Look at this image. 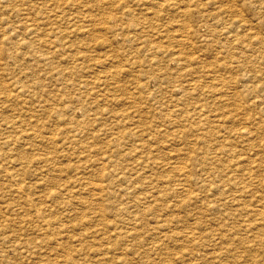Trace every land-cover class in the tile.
<instances>
[{
	"label": "rangeland",
	"instance_id": "obj_1",
	"mask_svg": "<svg viewBox=\"0 0 264 264\" xmlns=\"http://www.w3.org/2000/svg\"><path fill=\"white\" fill-rule=\"evenodd\" d=\"M28 1L0 0V264H264V0Z\"/></svg>",
	"mask_w": 264,
	"mask_h": 264
},
{
	"label": "bare ground",
	"instance_id": "obj_2",
	"mask_svg": "<svg viewBox=\"0 0 264 264\" xmlns=\"http://www.w3.org/2000/svg\"><path fill=\"white\" fill-rule=\"evenodd\" d=\"M64 1H65V0H64ZM28 2H30V0H29ZM28 2H27V3H28ZM69 2H70V1H69ZM24 3H25V2H24ZM32 3H33V2H32ZM63 3H64V2H63ZM66 3H67V2H66ZM34 4H35V3H34ZM69 4H71V3H69ZM67 5H68V4H67ZM67 5H66V6H67ZM21 6H22V5H21ZM28 6H29V5H26V7H28ZM58 7H59V6H58ZM29 8H30V7H29ZM29 8H28V9H29ZM71 8H72V7H71ZM21 9H22V8H21ZM51 9H52V8H51ZM57 9H58V8H57ZM26 10H27V9H26ZM26 10H25V11H26ZM52 10H53V9H52ZM29 11H30V10H29ZM18 12H19V11H18ZM76 13H78V11H77ZM24 14H27V13H24ZM63 14H64V13H63ZM17 15H18V14H17ZM21 15H22V17L25 16V15H23V14H21ZM21 15H19V16H21ZM47 15H48V14H47ZM51 15H52V14H51ZM57 15H59V12H58ZM60 15H61V14H60ZM64 15H65V14H64ZM71 16H72V15H71ZM42 17H45V16H42ZM47 17H48V16H47ZM61 17H63V16L61 15V16H60V19H61ZM17 18H18V16H17ZM23 18H24V17H23ZM45 18H46V17H45ZM45 18H44V19H45ZM51 18H52V17L50 16V19H51ZM54 18H55V17H54ZM54 18H52L53 22H52V20H51V22L53 23V24H52L53 26H54L55 23H59L57 20L55 21V19H56L57 17H56L55 19H54ZM65 18H67V17H65ZM65 18H64V19H65ZM18 19H20V18H18ZM18 19H17V21H18ZM21 19H22V18H21ZM28 19H29V18H28ZM48 19H49V18H48ZM58 19H59V18H58ZM67 19H68V18H67ZM69 19H71V18H69ZM80 19H81V18H80ZM38 20H39V19H38ZM45 20H46V19H45ZM71 20H72V19H71ZM78 20H79V19H78ZM81 20H82V19H81ZM25 21H26V19L24 20V23H25ZM28 21H30V22H28ZM34 21H35V18H34ZM34 21L31 20V19H29V20L26 21V23H29V24L31 23L30 25H32V28L30 27V28H31L30 30H32V29L34 30V26H33V25H34V24H33ZM36 21H37V19H36ZM39 21H40V20H39ZM43 21H44V20H43ZM46 21H48V20H46ZM61 21H63V19H62ZM22 22H23V21H22ZM75 22H76V21H75ZM18 23H19V22H18ZM24 23H23V24H24ZM26 23H25V24H26ZM36 23H37V22H36ZM43 23L45 24L46 22H43ZM43 23H42V20H41V24H43ZM64 23H65V22H64ZM25 24H24V25H25ZM39 24H40V23H39ZM21 25H22V24H21ZM21 25H20V26H21ZM24 25H23V28H24ZM55 25H56V24H55ZM26 26H27V25H26ZM25 29H28V27H27V28L25 27ZM28 30H29V29H28ZM34 31H37V30L35 29ZM34 31H32V32L34 33ZM30 32H31V31H30ZM53 39H54V38H53ZM187 39H188V37H187V33H186V34H182V35H180V41H181V42H184V41L186 42ZM47 42H48V41H47ZM53 42H54V41H53ZM55 43H56V42H55ZM47 44H48V43H47ZM49 44H50V43H49ZM54 45H55V44H54ZM54 45H53V46H54ZM148 46H150L151 49H150V48H149V50H148V49H145V51H147V52H148V51H151L149 54H151V53H152V54L155 53V49H154V47H152V45H146V48H147ZM56 47H57V46H56ZM59 47H60V46H59ZM49 49H50V48H49ZM53 50H54V48H53ZM53 50H52V51H53ZM47 52H51V50H49V51L47 50ZM147 52H146V53H147ZM49 56L51 57V55H49ZM100 64H101V63H100ZM109 72H110V71H109ZM104 75H107V74L105 73ZM110 75H111V74H110ZM107 76H108V75H107ZM190 81L193 82V79H191ZM196 81H197V80H196ZM196 81H194V83H195L194 86H197V82H196ZM198 84H199V82H198ZM86 85L88 86V84H86ZM86 85L83 84V85L79 86V90H80V89H82V90H80V91H84V90H86V89H87V86H86ZM89 85H90V84H89ZM101 85H102V83H100V86H101ZM203 86H204V85H203ZM203 86H202V87H203ZM101 87L104 88V89H106V85H102ZM200 88H201V87H200ZM174 89L176 90V88H174ZM197 89H198V86L196 87V90H197ZM176 91H177V90H176ZM198 91H199V90H198ZM201 91H202V90H201ZM103 93H105V92H103ZM93 94H97V96H96V97H97L96 100H98V101H100V102L113 101V100H109L110 98L107 99L106 96L101 95V91H99V92H97V93H93ZM75 98H76V97H75ZM78 100H79V103L82 102V98H81V97H78V98H77V102H78ZM74 103H75V102H74ZM172 103H174V104H173V107H176L177 100L171 99V100H170V104H172ZM75 104H76V103H75ZM69 111H70V110H69ZM104 111H105V110H100L98 113H95V114L91 115L90 118H91L92 120L103 119V118H104L103 116H107V115H108V114H107L106 112H104ZM134 116H135V114H134V113H131V114L129 115V117H128V120H133V119H134ZM82 117H83V116H82ZM82 117H81V118H82ZM86 119H87V118H85V120H86ZM258 127H259V126H258ZM260 129H261V128H260ZM0 130H1V129H0ZM255 130H257V129H255ZM258 130H259V129H258ZM1 131H2V130H1ZM1 131H0V133L3 132V131H2V132H1ZM241 132H242V130H241ZM252 133H253V132H252ZM252 133H250V134L253 135L254 133H253V134H252ZM255 133L258 134V132H255ZM259 133H260V134H258L257 137H259V135H261V131H259ZM262 133L264 134V130H263ZM239 134H240V133H239ZM250 134H249V135H250ZM257 134H256V135H257ZM237 135H238V134H237ZM254 135H255V134H254ZM133 136H139V135L135 134V132H134V133H133ZM239 136H240V135H239ZM254 137H255V136H254ZM261 137H263V135H261ZM261 137H260V138H261ZM53 138H54V137H53ZM53 138H52V139H53ZM259 140H260V139H259ZM230 141H231V140H230ZM228 144H229V143H228ZM255 146H256V145H255ZM261 147H262V146H261ZM228 149H229V147H228ZM136 152H137V153L139 152V150H137V148H136ZM247 159H248V157H247ZM249 159H250V158H249ZM251 159H252V158H251ZM245 160H246V159H245ZM253 160H254V159H252V161H251L252 163H251V164H253ZM102 161H103V160H102ZM146 162H147V159H146V160L143 159L142 161H140V162L137 163L136 165H137V167L139 166V167H142V168L144 167V168H145V167H148V166H149V165H147L148 162H147V163H146ZM259 162H260V161H259ZM103 163H106V162H103ZM141 163H143V164H141ZM254 163H255V162H254ZM148 164H149V163H148ZM105 165H107V164H105ZM151 165H153V164H151ZM151 165H150V166H151ZM246 165H247V164H246ZM257 165H258V163H257ZM244 166H245V165H244ZM248 166H249V163H248ZM258 166H260V163H259ZM155 167H156V166H155ZM159 167H160V166H159ZM245 167H246V166H245ZM245 167H244V169H245ZM253 167H254V166H253ZM263 167H264V165H263ZM151 168H152V167H151ZM140 169H141V168H140ZM149 169H150V167H149ZM241 169H242V168H241ZM246 169H247V168H246ZM147 170H148V169H146L145 171H147ZM259 170H260V169H259ZM5 171H6V170H5ZM237 171H238V170H237ZM256 171H257V170H256ZM261 171H262V170H261ZM6 172H8V171H6ZM6 172H5V173H6ZM139 172H140V170H139ZM141 172H142V171H141ZM243 172H244V170H243ZM245 172H246V171H245ZM250 172L252 173V170H251ZM250 172H249V173H250ZM253 172H254V170H253ZM13 173H14V172H13ZM257 173H258V172H257ZM261 173H262V172H260V174H261ZM8 174H9V173H8ZM11 174H12V173H11ZM253 174H254V173H253ZM262 174H263V173H262ZM137 175H138V174H137ZM250 175H251V174H250ZM248 176H249V175H248ZM255 176H258V175H255ZM7 177H8V176H7ZM7 177H6V178H7ZM9 177H10V176H9ZM12 177H13V176H12ZM15 177H16V175H15ZM130 178H132V177H130ZM243 178H244V177H243ZM251 178H252V176H251ZM132 179H134V178H132ZM252 179H254V178H252ZM17 180H18V179H17ZM245 180H246V178H245ZM247 180H249V177H248ZM19 181H20V180H19ZM19 181H17V184L19 183ZM259 181H260V180H259ZM13 182H14V181H13ZM230 182H231V180H230ZM246 182H247V181H246ZM243 183H244V181H243ZM243 183H242V184H243ZM258 183H259V182H258ZM15 184H16V183H15ZM93 184H94V183H93ZM131 184H132V183H131ZM91 185H92V184H91ZM98 185H99V184H98ZM102 185H103V184H102ZM102 185H101V184L99 185V187H100L99 192H100L101 189H103V188H102V187H103ZM257 185H260V184H257ZM96 186H97V185H96ZM126 186H127V185H126ZM128 186H129V185H128ZM140 186L143 187L142 185H140ZM247 186H248V185H247ZM250 186H251V185H250ZM252 186H253V185H252ZM130 187H131V186H130ZM137 187H138V189H139V186H137ZM144 187H145V186H144ZM144 187H143V188H144ZM243 187H245L244 184H243ZM253 187H254V186H253ZM106 188H107V186H106ZM131 188L133 189V187H131ZM145 188H147V187H145ZM123 189H124V188H123ZM134 189H135V188H134ZM245 189H246V188H245ZM16 190H17V189H16ZM16 190H14V191H16ZM119 190H120V189H119ZM119 190H118V192H119ZM135 190H136V189H135ZM135 190H134V191H135ZM144 190H146V189H144ZM18 191H20V190H18ZM86 191H87V190H86ZM97 191H98V190H97ZM101 191H102V190H101ZM103 191H104V190H103ZM128 191H129V188H128V190H126V192H128ZM136 191H137V190H136ZM136 191H135V192H136ZM87 192H88V191H87ZM131 192H132V191H131ZM142 192H144V191L142 190ZM15 193H17V191H16ZM18 193H19V192H18ZM102 193H103V192H102ZM110 193H111V192H110ZM113 193H114V192L112 191V194H113ZM116 193H117V191H116ZM123 193H124V192H123ZM128 193H129V192H128ZM124 194H125V193H124ZM139 194H140V192H139ZM139 194H138V195H139ZM103 195H104V194H103ZM103 195H102V196H103ZM113 195H115V194H113ZM117 195H118V194H117ZM110 196H112V195L110 194ZM115 196H116V195H115ZM127 196H128V195H127ZM133 196H134V195H133ZM135 196H136V195H135ZM151 196H152V195H151ZM106 197H107V195H106ZM112 197H113V196H112ZM150 198H151V197H150ZM135 201H136V200H135ZM133 204H134V203H133ZM126 205H127V204H126ZM125 208H126V207H125ZM102 256H103V255H102ZM98 257H99V256H98ZM202 263H203V262H202ZM204 263H205V262H204Z\"/></svg>",
	"mask_w": 264,
	"mask_h": 264
}]
</instances>
